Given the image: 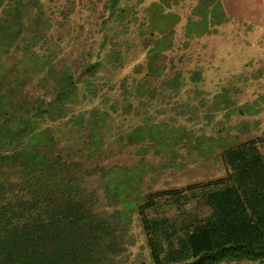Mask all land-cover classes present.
Returning a JSON list of instances; mask_svg holds the SVG:
<instances>
[{"label": "rangeland", "instance_id": "obj_1", "mask_svg": "<svg viewBox=\"0 0 264 264\" xmlns=\"http://www.w3.org/2000/svg\"><path fill=\"white\" fill-rule=\"evenodd\" d=\"M55 2L49 19L58 20L63 8L71 14L55 29L54 61L58 71L73 74L79 100L66 106L63 118L37 126L51 128V150L79 155L80 186L93 197V213L111 227L110 251H100V264H153L138 214L146 195L224 175L221 150L264 135V0H155V10L174 16L167 56L178 59L169 71L179 81L169 87L138 72L139 43L132 45L138 28L132 21L122 28L112 0ZM114 43L124 52L121 67L107 62L106 48ZM44 76L37 70L26 76L29 98L55 97V79L47 88ZM93 146L101 147L88 151ZM189 202L196 210V200Z\"/></svg>", "mask_w": 264, "mask_h": 264}, {"label": "trees", "instance_id": "obj_2", "mask_svg": "<svg viewBox=\"0 0 264 264\" xmlns=\"http://www.w3.org/2000/svg\"><path fill=\"white\" fill-rule=\"evenodd\" d=\"M52 4L57 3L0 0V72L8 66L0 76V264H100V251H110L111 227L93 213V197L79 183V155L73 159L71 152L51 150V128L37 126L42 119L63 118L66 106L79 100L77 81L67 68L58 71L52 49L55 29H62L71 12L63 8L53 21ZM156 5L112 0L111 8H117L124 30L131 21L138 28L131 39L139 43L133 56L143 67L138 72L154 86L169 87L179 81L169 71L178 59L167 56L174 16ZM114 46L106 48L107 62L121 67L124 52ZM14 70L19 76L12 78ZM35 70L45 72L47 88L55 79L52 100L24 93L25 78ZM219 156L224 175L149 192L138 206L153 264H264V135L225 147ZM191 199L196 210L186 207ZM160 208H165L160 216H149Z\"/></svg>", "mask_w": 264, "mask_h": 264}]
</instances>
